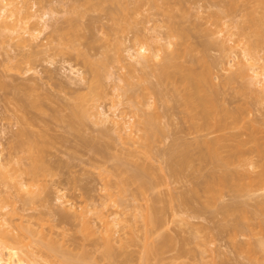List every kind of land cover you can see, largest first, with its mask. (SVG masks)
<instances>
[{"label": "rangeland", "instance_id": "1", "mask_svg": "<svg viewBox=\"0 0 264 264\" xmlns=\"http://www.w3.org/2000/svg\"><path fill=\"white\" fill-rule=\"evenodd\" d=\"M232 1H237L239 11L233 13L224 11L225 6ZM27 2L31 7L30 13H34L35 16L17 22L18 17L15 15L11 22H17V31L8 29L0 35V151L9 164L7 168L10 175L7 179L0 180V204L1 199L5 202V207L0 209V217H2L0 220L4 221L5 226L14 233L21 234L24 242L29 244L27 248L34 252L33 260L36 258L41 264H64L62 253L53 252L55 253L53 254L43 245L44 242L69 249L83 244L84 249L86 247L91 250L96 243L94 240L103 230L97 215L93 212L86 215L91 225L99 229L94 235L87 223L80 218L72 222L61 221L57 210L72 213L74 211L72 206L80 211L87 205L101 208V204L106 202L104 211L113 221V243L117 247L118 257L116 256L117 259L114 261L103 259L97 249L94 252L92 249L95 253L94 257H86L85 261H97L99 264H264V174L260 178H255L256 180L253 179V182L249 180L250 184L248 181L246 183L240 180L242 179L240 176L239 180H235L238 177L234 175L236 177L234 182L238 183V188L233 189L237 186L236 183H232V186H229V183L228 186L224 187V185L223 189L218 190L220 187L217 188L218 185H213L210 180V184L202 183V179L203 181L206 179L201 176H204V173L211 174L208 171L211 170L212 163H207V160L203 163L200 160L197 165L195 160V163L191 162L186 168V164L178 165L173 159L172 163L177 164L180 171H178L180 175H173L175 173H172L170 168L169 162L172 159L170 155L175 156L180 153L182 159L181 153L185 150L183 146L182 152H178L183 145L178 141L188 140L190 143L191 140H195L193 137L197 138L199 135L194 126L196 124L192 125L193 129L191 128L192 121L196 123L198 119L194 121L187 112L182 111L181 100L189 93H186L184 87L189 86L190 90L194 91L197 89V83H199L198 87L200 86L201 82L198 80L204 82L205 79H197L196 84L188 80L183 82L184 78L181 77L174 79L172 81L174 83L181 81L183 85L190 83L180 87L186 94L179 93L182 90L177 92L176 89L175 95L174 83L162 79L160 82V77L159 79L157 77L159 66L157 65L158 68L156 66L163 55L173 49L165 50L166 53L163 49L162 57L150 60L147 65L145 64L147 61L142 62L141 57L136 53L138 47L146 42V45L151 46L150 49L162 47L161 44L165 41L156 42L158 36L178 41V37H171L175 34L171 27L175 21L183 26L180 29L186 27L185 30L189 28L188 30L191 31L192 28L191 32L194 36L189 33V37L193 38L190 39L191 42L195 41L200 46L206 43L205 47H199L201 50L208 46L203 52H193L194 55H202L200 56L202 59L207 57V61L204 62L200 59L204 66L208 64V58L209 61L216 59L220 62V64L216 60L212 62L218 64L217 66L213 64L214 68L210 65L213 68L211 71L213 79H208L209 83L206 79L207 87L209 84L213 87L214 84H221L222 87L218 86L223 88L222 92L219 91L220 95L218 94L222 98L220 102L227 101L225 105L229 109L239 111V113L234 111L239 118L235 117L236 114L233 120L244 126L250 123L248 130L244 129L251 132L254 130H249L252 121L261 130L259 134L264 137V75L261 82L249 79L247 76L229 80L230 75L237 72L241 61L245 60L246 56L242 51L245 47L250 48L252 44L255 48L250 51L254 58L246 61L254 64L253 66L262 74L264 73V39L260 41V37L253 30L256 27L247 20L250 11L254 10L255 13L264 11L260 0H122L121 6L125 8L118 11L115 9V7L119 8L118 1L114 0L16 1L17 5L24 7L25 10ZM12 8L13 6L9 5L6 14ZM218 12L223 18L216 14ZM42 15L47 19L46 24L40 18ZM218 16L221 19L218 18L220 20L217 22ZM70 18L77 19L78 32L91 37L90 40L94 41L93 48L88 47V41L84 38L73 44L67 43L68 35L63 33L71 31ZM39 20L41 22L37 25V30H34L33 24ZM176 25L174 26L178 28ZM240 25L248 26L246 29L248 34H245V30H241ZM195 28L198 29L195 31ZM25 30L28 32L24 33ZM18 32H22L25 41L20 40ZM156 35L158 36L153 39ZM113 41L119 42L115 43L118 48L116 46L114 49V43L110 45ZM254 41L256 44L252 43ZM218 42L220 45L224 42L222 46L225 47L226 44V49L218 47ZM108 47L113 48L110 50ZM60 48H63L62 52ZM85 53L94 60L102 58L105 53L112 55V60L105 65L106 68L99 67V71L100 68L102 69L100 78L92 70L97 63L90 68L86 65L88 63L84 62ZM131 54L137 55L131 56ZM201 62H197L196 64H199L195 66L198 73H202L205 69L202 67L204 68L202 70ZM248 73L251 75L253 71L249 70ZM96 80H100L99 89L102 91V96L93 110L99 111L101 115H87L80 131L70 128L68 121L64 119L57 120V117L71 112L70 107L77 101V96L90 94L91 85ZM203 82L201 85L204 87ZM178 93L183 94L184 97H180ZM32 99H37V103L39 100L41 106L30 107L29 103ZM184 100L183 104L186 101ZM184 109L186 110L185 107ZM105 113L110 116L107 121ZM150 114L155 116L152 121L156 128L159 126L162 130L156 133L155 125L150 126L155 133L152 132V137L148 141L145 137V131L148 132V129L145 130L144 119ZM23 116L32 120L28 128L25 119L21 118ZM186 116L190 118L187 120ZM115 118L121 119L122 127L114 123ZM201 120L205 119H199L197 123ZM236 123L239 129L240 123L239 125ZM22 126L28 131L31 129L30 132L34 134V139L30 143L32 145L25 143L20 147L17 143L18 137L15 133L17 134ZM242 127L240 129L243 130ZM254 133L251 135L254 136ZM60 134L65 135V140H62ZM255 136L252 138L254 142ZM259 136L257 139L261 138ZM247 137L249 138L248 134ZM92 138L99 141L94 142V145L98 143L97 149L96 146L92 149L93 147L91 148L87 143ZM39 142L43 143L41 152L36 145ZM176 144L177 146L180 144L179 148L177 147L178 151L173 148ZM250 144H248L250 147L257 149L256 144ZM259 144L261 143H257V146ZM261 145L263 147L264 143ZM249 146H247L248 150H250ZM260 147L257 149L260 150V155L257 156V151L253 153L254 168L247 165L248 160L245 166H239L244 169L245 172L238 169L243 174L248 169L253 170L254 174L260 173L261 165L264 166V151ZM172 148L178 153L176 151L175 154L172 153ZM29 149L33 152L36 150V153L34 152L32 156L33 152L30 153ZM175 157L177 162L181 161L178 156ZM201 163L210 165L201 169L203 174L200 176ZM35 164L38 173L35 175L36 178H33L27 171L29 166ZM137 166L143 168L146 166L147 169L142 170L143 168L139 167L140 173ZM213 169L211 172L216 173ZM136 170L140 175L144 174L146 179L149 178L151 184H144L145 178L142 180L144 183L133 178ZM214 176L212 175L213 179ZM18 180L24 181L26 186L20 187ZM196 182H200L199 185L202 183L203 187L202 185L196 187ZM208 185L215 186L217 191L213 192L214 189H211L213 194ZM193 187L198 190L197 195L202 193V189L203 194L199 197L190 196ZM208 187L209 191L206 192L204 189ZM178 193L181 196L177 197V200L175 195ZM208 193L213 194L214 197L209 198L211 194ZM172 194L174 199L171 201ZM183 194L184 197H191L188 199V204L179 200ZM59 196L62 198L60 199ZM152 203L161 208L157 214L161 222L153 227V230L147 227L144 217L148 206ZM223 204H231L230 209L234 205L232 209L236 207V210L234 213L233 211L228 213L230 211L227 209L228 206L225 207ZM222 208L227 210L223 211ZM0 227L5 228L3 225ZM150 230L153 233L152 236L150 235L151 238L148 237ZM149 240H156L157 243L167 242L166 244L162 242L163 246L160 243L163 248L158 255L148 253L149 257L146 255L147 245L151 242ZM80 247L78 249H83Z\"/></svg>", "mask_w": 264, "mask_h": 264}, {"label": "bare ground", "instance_id": "2", "mask_svg": "<svg viewBox=\"0 0 264 264\" xmlns=\"http://www.w3.org/2000/svg\"><path fill=\"white\" fill-rule=\"evenodd\" d=\"M16 1L17 0H0V35H3L4 34V32L6 31V30H8V29H10V30H13V31H17V29H16V25H17V22L20 20V21H23L25 18H28V17H30V16H35V14L34 13H30V11H29V9L31 8L29 5H28V2H27V5H26V10L24 9V7H21V6H19V5H17V3H16ZM114 1H118V7L119 8H117V7H115V9H116V11H118L119 9H123V8H125L124 6H121V4H122V0L121 1H119V0H114ZM260 3H261V5H262V7L264 6V0H260ZM9 5H12L13 6V8L10 10V12L8 13V14H6V11H7V8H8V6ZM120 5V6H119ZM226 8V9H225ZM225 8H224V11H226V12H230V13H233V12H238L239 10H238V8H239V4H237V1H232V2H229L226 6H225ZM115 9H113V10H115ZM264 9V7L262 8V10ZM241 10V9H240ZM126 11V10H125ZM224 11H222V12H224ZM254 11V10H253ZM253 11H250L248 14H249V16H248V18H247V20L250 22V23H252V25H253V27H256V28H254L253 30L255 31V34L256 35H258L259 37H260V41H262L263 39H264V37L262 38V36H264L263 34H264V29H263V25H264V11H260V12H258V13H260L261 15H259L257 12V14L255 13V12H253ZM122 12V11H121ZM262 12V13H261ZM117 13V12H116ZM256 15H255V14ZM216 14H219V12L218 13H216ZM15 15H17V22L16 23H13V22H11V19H13V17L15 16ZM220 15V14H219ZM231 15V14H230ZM216 16V15H215ZM221 16V15H220ZM223 16V15H222ZM221 16V18H223ZM118 17H119V15H118ZM42 20H44V24H46L47 23V19H45L44 18V15H42L41 17H40ZM218 18H220L219 16L218 17H216V20H217V22H218V20H220V19H218ZM120 19H121V17H120ZM120 19L118 18L117 19V21H118V23H119V21H120ZM246 20V21H247ZM245 21V22H246ZM41 21L39 20L38 22H36V23H34L33 24V27H34V30H37V28H38V24L40 23ZM173 22V21H172ZM262 22H263V25H262ZM69 23H70V30L71 31H69V32H64L63 34H67L68 35V41H67V43H69V44H73V43H75L77 40H80L81 38H84L85 40H87L88 41V47H90V48H93V46H94V41L93 40H90V38L91 37H88L86 34H82V33H80V32H78V30H77V28H78V24H77V19L76 18H70L69 19ZM176 21L174 22V24L172 23V25L173 26H171L172 27V31H173V33H175V34H173V36H171V37H178V41H174L172 38H168V39H165V37H159L158 35H156L155 37H153V39H155L157 36V38L155 39V40H157L156 42H163V41H165V42H163L161 45H162V47L160 46L158 49L156 48H151L150 49V45L148 46V45H146V43L145 44H141L140 45V47H138V51L136 52V53H138V55L137 54H135V55H137V56H139V57H141L140 59H141V61L142 62H144L145 63V61H147V63H145L146 65L150 62V60H157V59H160L161 57H162V50L164 49V52L166 53L167 51H165V50H168V49H173L172 51L171 50H168V52L165 54V56L163 55V57L159 60L160 62H157V64H156V66L158 65L159 66V70L158 69H156V71H157V77H158V79H159V77H160V82H162V80L163 81H166V82H168V80H170V82L173 84L174 82H172L174 79H178V77H181V78H184V80H182L183 82H185V81H192V82H190V83H193V81H194V83H195V81L197 80V79H205V81L204 82H206L205 84H204V82L201 80H198V82H201L200 83V86L198 87V84L199 83H195L196 84V86H197V89L196 90H190V88H189V86H188V88L187 87H184V85L186 86V84H188V82L186 83V84H182L183 82L181 81V82H179V83H181V85L178 83V82H175V83H177L176 84V86L174 87V85H175V83L173 84V89H174V92H175V90L178 92V91H180V90H182L183 88H181L180 89V87H184V89H186V93L187 92H189V93H185V90L183 91L182 90V92H179V93H183V94H186L187 95V97L185 96V100L184 99H182L181 101V103H182V105H183V112L184 113H186L187 112V114L188 115H190V117H191V119L192 120H199V119H205L204 121H200V123H202V124H200V123H197V121H196V123L195 122H193L192 121V124H191V128H192V125L193 124H196V125H194V126H196V129H197V132H199V135H198V137L197 138H195V137H193L195 140H191V142L190 143H188L189 141L187 140V141H178L179 143H182L183 145L182 146H180V144L177 146V144H176V147L174 146L173 148L174 149H176L177 151H178V148H179V146H180V148L181 147H183V149H185L184 150V152H182V148L181 149H179V151L178 152H182L181 154H183L182 156V159L180 158V153H179V155L178 154H175L176 152L175 151H173V148H172V150H171V152L172 153H174L175 154V156H178L179 158H180V160L181 161H179V162H177L178 160H175L176 159V157L175 156H173V154L170 152V154H172V155H170V157H172V159L170 160V162L169 163H171V165H170V168H171V171H172V173H175V174H173V175H176V176H178V175H180V174H178V166H177V164L179 165V163H181V164H183V165H185L186 164V168L188 167V166H190V163L192 162H194L195 163V160H196V163L195 164H199L200 163V160H202V162L203 161H205V162H207V163H209L210 162V164L212 163V165H210V164H203V163H205V162H203V163H201V165H203V166H201L200 165V168H199V166H197L200 170L203 168V169H205L206 168V166H208V165H210L211 166V170L210 171H208L209 172V174L211 173H213V172H211L212 171V169L213 170H215V172L216 173H213L212 175L214 176V174L217 176V173H218V178L216 177V176H214L215 178V180L213 179V177H212V175L210 174V175H208L207 173H204V176H206V177H204L202 174H203V170H201V172L202 173H200V170H199V174H200V176L202 177V178H205L204 180L206 181H203V179H202V183H207V182H209V180H210V182L214 185L215 184V186H217L218 185V187L217 188H219L220 187V189H218V190H221V188L223 189V186L224 187H226V186H228L227 184H229L230 183V185L229 186H232V183H236V182H234V179L236 178V177H238V179H235V180H239L240 178H242V179H240V180H244L245 182L246 181H248V184H250L251 182H253V179H255V178H257V177H261L263 174H264V166L263 165H261V170L259 171L260 173H256V174H254L253 173V170L251 171V170H247L246 171V173H242L243 171H244V169H242V168H239V166H245V164L247 163V160H248V163H247V165L248 166H252L253 167V165H255L254 164V161H253V158H254V155H253V153H255V151H257V149H259V146H261L260 148H262L263 149V151H264V146L262 147V143H264V137H263V135L261 136L260 134H259V131H261L260 129H258L256 126H255V124L251 121V128H250V126H249V130H253L252 132L251 131H247L248 130V125L250 124V123H248L247 125H241L242 123H240V122H237V120H233L234 119V116L237 114V113H235V112H237L238 110H234L233 108H232V106H231V108L232 109H229V107H227V105H225L226 104V102H223V100H222V102H223V104H221L222 102H220L221 100L220 99H222L219 95V91L220 92H222V89L223 88H220V87H218V86H221V84H214V87L213 86H210V84H209V86L207 87V80L209 79H213V76H212V74H211V71L213 70V68L215 67V66H217L218 64H212V62H215V60L214 61H211V59H210V61H209V58H208V64L207 65H209V67H210V69H209V67L207 66V65H205L204 66V63H202L201 61H205L206 60V58L205 59H202L200 56H202V55H194V53L193 52H195V53H199V52H203V51H205L206 49H207V47H206V49L204 48L205 46H206V43H204V44H201L202 46H204L203 48V50H201V49H199V47H202V46H200V45H198V44H196L197 42H195L194 41V43H193V41L191 42V40L190 39H193V38H191V37H189L190 35L191 36H194L193 35V33L191 32L192 31V28H191V31H189L188 29V31L187 30H185V28L186 27H184L183 29H180V28H182L183 26L179 23H177V25H178V28L177 27H175L174 25H176ZM247 23V22H246ZM176 25V26H177ZM182 26V27H181ZM242 28H241V30L242 31H244V32H246V29H247V27H246V25L243 27V25H240ZM262 26V27H261ZM173 27H175V28H173ZM245 28V29H244ZM198 29V28H197ZM196 28L194 29L195 31L197 30ZM176 30V31H175ZM178 30V31H177ZM199 31V30H198ZM28 32V30H25V32L24 33H27ZM177 32V33H176ZM192 33V34H190L189 35V33ZM244 32H242L243 34H244ZM23 33V34H24ZM29 33H31V34H34L33 32H29ZM18 36H20V40L21 41H25V39H24V37H23V35H22V32H18ZM245 34H248L247 32L245 33ZM197 35V34H196ZM213 39V38H212ZM262 39V40H261ZM90 40V41H89ZM190 40V41H189ZM200 41H201V39H200ZM215 42H216V40H214ZM214 41H212L213 43L212 44H214ZM224 41V40H223ZM114 43V49H115V47L116 48H118V45H116L115 43H119V42H112V43H110V45L111 44H113ZM203 43V42H202ZM227 43V42H226ZM252 43H254V44H256L255 43V41L254 42H252ZM251 43V44H252ZM196 44V45H195ZM200 44V43H199ZM210 44H211V42H210ZM222 44L224 45V42H222L221 43V45L219 44V42H218V47H220L221 49H222V47L223 48H225L226 49V44H225V47L224 46H222ZM109 45V44H108ZM198 45V46H197ZM208 45V44H207ZM216 45V44H215ZM253 45V44H252ZM251 45V47L250 48H248V47H245L244 48V50L242 51L243 52V55H245L246 57H245V60H242L241 61V63L239 64V68L236 70L237 72L236 73H233V75H230V77L229 76H227V77H229V80L230 79H233V78H235V77H238L237 79H239V77L240 78H245L246 76L247 77H249V79L251 78V79H256L258 82H261V81H263V80H261V78H262V75H264V73L262 74L259 70H258V68L257 67H255V66H253L254 64H252V63H248L246 60L248 59V61L251 59V58H254V56L252 55V51H250L251 49L252 50H254V48H255V45H253L252 46ZM112 46V45H111ZM184 46V47H183ZM174 47H176L175 49H174ZM52 48H55V46H52ZM109 48V47H108ZM111 48H113V47H111ZM111 48H109L110 50H111ZM152 49H155V50H152ZM60 50H61V52L63 51V48H60ZM137 50V49H136ZM256 51V50H255ZM163 52V53H164ZM134 54H131V56H133ZM134 55V56H135ZM206 55H207V51H206ZM206 55H204V56H206ZM31 56V55H30ZM104 56V57H103ZM103 56H102V58H99V59H93L92 57H90V55L88 54V53H85L84 54V56H83V60H84V62L86 63H88V64H86L87 66H89L90 68H92L91 67V65L93 66V64L94 63H97V64H94L95 66L92 68V70L94 71V73H97V74H95V75H97V77L99 76V78L101 77L100 76V74L102 73V67H104L105 65H108L109 63L108 62H110V60H112V55H110L109 53H105V55L103 54ZM208 56V55H207ZM33 57V56H32ZM199 57V58H198ZM111 58V59H110ZM200 59H201V61H200ZM140 61V60H139ZM140 61V62H141ZM207 61V60H206ZM221 61V60H220ZM243 61H244V63H243ZM246 61V62H245ZM162 62V63H161ZM197 62H201L202 64V66H201V68L202 67H204V68H202V70H203V72H202V70H200V72H202V73H198L197 72V67H195V66H197L198 64H196ZM209 62H211V64L209 63ZM216 62H218L219 64H220V62L219 61H217L216 60ZM223 62V61H222ZM106 63H108V64H106ZM143 63V64H144ZM247 63V64H246ZM160 64V65H159ZM196 64V65H195ZM231 64V63H230ZM97 65V66H96ZM213 67H211V66ZM233 65V64H232ZM158 66H157V68H158ZM96 67V68H95ZM99 67H101L100 68V71H99ZM200 67V66H199ZM208 67V68H207ZM105 68H106V66H105ZM212 68V69H211ZM104 69V68H103ZM210 70V71H208V70ZM226 69V68H225ZM224 69V70H225ZM207 70V71H206ZM249 70H251V71H253V73L250 75L249 73H248V71ZM210 72V73H209ZM211 74V75H210ZM159 75V76H158ZM235 75V76H234ZM212 76V77H211ZM245 76V77H244ZM162 79V80H161ZM192 79V80H191ZM194 79V80H193ZM207 79V80H206ZM248 79V78H247ZM263 79V78H262ZM209 80H208V83H209ZM213 81V80H212ZM251 81V80H250ZM99 82H100V80L99 81H97L96 80V82L95 83H93L92 85H91V92H89L90 94H88V95H82V96H77L76 98H77V101L75 102V103H73L72 105H71V112L69 113V114H67V115H65V116H59V117H57V120H61V119H64V120H66V121H68V123H69V126H70V128H73V129H75L76 131H80L81 130V126H82V124L84 123V121H85V118H86V116L87 115H101L100 114V112L98 111V112H96V111H94L93 110V108L95 107V105H96V102L98 101V99L102 96V91L99 89ZM202 82H203V85H205L204 87L201 85L202 84ZM211 82V81H210ZM169 83V82H168ZM189 83V84H190ZM179 84V85H178ZM188 84V85H189ZM178 86V87H177ZM196 86H194V87H196ZM222 87V86H221ZM221 90H220V89ZM188 90V91H187ZM177 92H175V95H176V93ZM224 92V91H223ZM178 93V94H179ZM180 95L179 94V96L181 97H184V95ZM219 94V95H218ZM224 95V94H223ZM223 97V96H222ZM226 98V97H225ZM227 99V98H226ZM183 100L185 101V104H183L184 102H183ZM228 101H229V99H227ZM231 101V100H230ZM228 103V102H227ZM40 103H39V100H38V103H37V99H35V100H31L30 101V103H29V106L30 107H34V108H38L39 106H41V105H39ZM229 104H230V102H229ZM24 105L25 106H27V104L26 103H24ZM185 105V106H184ZM229 106V105H228ZM184 107L186 108V110L184 109ZM224 107V108H223ZM226 107V108H225ZM237 107V106H236ZM235 108V107H234ZM238 108V107H237ZM229 109V110H228ZM232 110V111H231ZM230 111H231V113H230ZM235 111V112H234ZM234 114H233V113ZM238 113H239V111H238ZM233 114V115H232ZM184 115H186V114H184ZM241 115V114H240ZM105 120L107 121V120H109V117L110 116H108V114H106L105 113ZM150 117H152V119L150 118ZM153 117H155V116H152L151 114H150V116H147L146 117V119H144V126L146 127L145 128V130L146 129H148V132H147V130L145 131L146 133H145V137H146V139L149 141L150 139H151V137H152V132H154L155 133V131H156V133L158 132V131H160L161 132V128L159 127V126H157V128H156V125H155V123H153L154 121H152L153 120ZM190 117H188L187 118V116H186V118H187V120L190 118ZM235 117H237V118H239V116H238V114H237V116H235ZM23 120H24V122L26 123V125H27V128H28V125L30 126L31 125V123H32V120L29 118V117H26V116H23V117H21ZM231 118V119H230ZM237 118H235V119H237ZM22 120V121H23ZM31 121V122H30ZM62 121V120H61ZM238 121H239V119H238ZM23 122V123H24ZM189 122H191L190 120H189ZM204 122V123H203ZM236 124H238V123H240V125H239V129L242 127L243 128V130L242 129H238V126L237 125H235V123ZM114 123L117 125V126H119L120 125V127H122L121 126V124L123 125V123H121V119L119 120V119H114ZM188 123V122H187ZM146 124V125H145ZM206 124V125H205ZM254 124V125H253ZM155 125V126H154ZM25 126V125H24ZM150 126H154V128H156L155 129V131H153L154 129H153V127H150ZM194 126H193V128H194ZM247 126V127H246ZM252 126H253V128H252ZM236 127V129H234ZM254 127H256V130H255V128ZM190 128V129H191ZM192 128V129H193ZM244 128H246L247 130H245ZM150 129H152L151 130V132H150ZM234 129V130H233ZM238 129V130H237ZM19 130V129H18ZM31 130V129H30ZM30 130L28 131V129H26V128H24L23 126H22V129H20L18 132H17V134L15 133V135H17V137H18V144L20 145V147H22V145H24L25 143H27V144H30V143H32V139H34L33 138V133L32 132H30ZM257 132L256 134H259V135H256L254 132ZM150 132V133H149ZM253 134L254 133V136H255V138H256V140H255V142H254V139H252L254 136L253 135H251V133ZM153 133V134H154ZM45 134V133H44ZM149 134H150V136H149ZM189 134H191V133H189ZM247 134H248V136H249V138L247 137ZM186 135V134H185ZM184 135V136H185ZM245 135H246V137H245ZM250 135H251V137H250ZM55 136H57L56 134H55ZM59 136V135H58ZM253 136V137H252ZM257 136H259V137H261V138H263V140H261V138H259V139H257L258 137ZM60 137L62 138V140H65L64 138H65V135H61L60 134ZM186 137V136H185ZM67 138V137H66ZM83 137H81V139H82ZM98 140H99V138L98 137H96ZM96 138H92V139H90L89 140V142L87 141V143H89V146L92 148L93 146H96L95 148L97 149V144H95L94 145V142L95 141H97V142H99L98 140H96ZM192 138V139H193ZM179 139V138H178ZM183 138H181V140H182ZM191 139V138H190ZM175 140L176 139H174L173 141L175 142ZM186 140V139H185ZM31 141V142H30ZM84 141V140H83ZM263 141V142H262ZM173 142V144L175 145V143ZM251 142H254L253 144L251 143ZM16 143V144H17ZM252 144V145H254V144H256V148L257 149H253L252 147H250L248 144ZM257 143H261V144H259L258 146H257ZM43 143L41 142V144H40V142H39V144H37L36 143V145L38 146V148L40 149V152L42 151V147H41V145H42ZM172 144V145H173ZM250 144V145H251ZM19 145H16V146H19ZM30 145H32V144H30ZM109 145V144H108ZM249 146L250 147V150H248L247 149V146ZM15 146V147H16ZM20 147H18V148H20ZM178 147V148H177ZM203 147V148H202ZM17 148V147H16ZM31 148V147H30ZM92 149H94V147L92 148ZM171 149V148H170ZM261 149V150H262ZM31 149H29V151H30ZM34 150V149H33ZM169 150V149H168ZM95 151H98V150H95ZM259 151L260 150H258L257 151V156L258 155H260L259 154ZM33 151L31 150V152L30 153H32ZM34 152L36 153V150H34ZM32 153V156H33V154H35V153ZM177 152V153H178ZM264 156V155H263ZM170 157H169V159H170ZM175 157V158H174ZM177 157V159H179ZM23 159H24V157H22ZM31 158V157H30ZM193 158V159H192ZM211 158V159H210ZM174 159V160H173ZM209 159V160H208ZM172 160L173 161H175V163H177V164H175L174 162L172 163ZM207 160V161H206ZM16 161V160H15ZM23 160H21V162H22ZM199 161V162H198ZM21 162H19V163H21ZM51 164V163H50ZM7 165H9L5 160H4V158H3V155H2V152L0 151V180H2V179H7V177L8 176H10L9 175V169L7 168L8 166ZM52 165V164H51ZM32 166V165H31ZM53 166V165H52ZM151 166V165H150ZM205 166V167H204ZM263 166V167H262ZM140 167V166H139ZM138 166H137V168L138 169H142L143 167L141 166L140 168H139ZM255 167H257V166H255ZM9 168H10V166H9ZM19 169H20V166L18 167ZM28 168H29V170H28ZM28 168H25V170L27 169L28 171V174L30 175H32L33 176V178H36L35 177V175L38 173V168H37V166H36V164L35 165H33L32 167H28ZM53 168H54V166H53ZM145 168L147 169V167L145 166L142 170H145ZM149 168V167H148ZM152 168V167H151ZM166 168H167V165H166ZM198 168H196V170L198 169ZM254 168V167H253ZM252 168V169H253ZM263 168V169H262ZM141 169H140V173H141ZM238 169H241L242 170V172H241V170H238ZM12 170V169H11ZM11 170H10V174H11ZM23 169H22V166H21V171H22ZM198 171V170H197ZM23 172V171H22ZM137 173V170H136V172H135V176L133 177V178H135L136 180H139V181H141V183H144V184H147L148 185V183L149 184H151L150 183V179L149 178H145L144 177V174H141L140 175V173ZM180 172V171H179ZM241 172V173H240ZM245 172V171H244ZM169 173V172H168ZM243 176H242V175ZM173 175H171V176H173ZM234 175L236 176V177H234ZM258 175V176H257ZM176 176H174L175 178H176ZM208 176V177H207ZM210 176V177H209ZM239 176H240V178H239ZM180 177V176H179ZM178 177V178H179ZM245 179H244V178ZM2 178V179H1ZM144 178H145V181L143 182L142 180H144ZM208 178V179H207ZM211 178V179H210ZM230 178H232V179H230ZM249 178V179H248ZM149 179V180H148ZM199 179V178H198ZM230 179V181H228ZM200 180V179H199ZM212 180V181H211ZM217 180L219 181V182H217ZM232 180V181H231ZM251 182H250V181ZM256 180V179H255ZM254 180V181H255ZM149 181V182H148ZM213 181H215V182H217V183H215V182H213ZM18 182H19V184H21V186L20 187H23V186H26V183L24 182V181H19L18 180ZM201 182V181H200ZM200 182H196L195 184H196V187L197 186H200V185H202V187H203V184L201 183L200 185L198 184V183H200ZM210 182H209V184H210ZM250 182V183H249ZM220 185H219V184ZM247 183V182H246ZM18 184V183H17ZM18 184V185H19ZM142 185V186H146V185ZM217 184V185H216ZM223 184V185H222ZM205 185V184H204ZM221 185H222V187H221ZM234 185V184H233ZM236 185L237 186H235L233 189H235V188H238V183H236ZM209 187H210V189H209V187L207 188V189H204L206 192H207V190L209 189L211 192H212V190L211 189H214V191L213 192H215V191H217L216 190V188H215V186L214 187H212V185H208ZM19 187V186H18ZM20 187H19V189H20ZM147 187V186H146ZM149 187V186H148ZM205 187H207V186H205ZM195 187H193V189H192V192H191V195L190 196H192V195H197L198 194V190H196V189H194ZM18 189V188H17ZM28 190V189H27ZM208 190V191H209ZM22 191V190H21ZM31 193H33V191H30ZM205 192V193H206ZM212 192V193H213ZM180 193H178V195H175V197H176V199H177V197H179V196H181V194L179 195ZM201 194H203V189H202V193H199V195L201 196ZM208 194H211V193H208ZM207 194V196H209ZM214 194V193H213ZM213 194H211V197L209 196V198H213L214 196H213ZM173 195V197L171 198V201L174 199V194H172ZM199 195H197L198 197H199ZM183 197H184V194L182 195ZM213 196V197H212ZM181 198V199H179V200H182V202L184 201V203L186 204L187 202L189 203V200L188 199H190L191 197H187V196H185L184 198ZM59 198H60V196H59ZM61 198H62V196H61ZM60 198V199H61ZM180 198V197H179ZM154 199V201L157 199V197H156V199L155 198H153ZM184 199V200H183ZM187 199V200H186ZM158 200L160 201V199L158 198ZM178 200V199H177ZM1 201H2V203L0 204V209H3L4 207H5V202H4V200H2L1 199ZM156 202H157V200H156ZM180 202V201H179ZM182 202H180V203H182ZM191 202V201H190ZM155 203V202H154ZM154 203H152V205L150 204L149 206H148V209H147V212L145 213V215H144V217H145V220H146V225H147V227L148 228H150L151 230H153L154 228L153 227H155V226H157L161 221H160V219H159V217H158V212H160L161 211V208L160 207H158L156 204H154ZM184 203H182V204H184ZM187 203V204H188ZM153 204L155 205V206H153ZM225 205V207H227V209H228V213H231L232 211H233V213H234V211L236 210V207H235V209L233 210L232 208H234V205H232L231 206V209H230V205L229 204H223V206ZM103 206V207H102ZM105 206H106V202H103L102 204H101V208H100V206H93V207H89L88 205L87 206H84L82 209H80V211H78V210H76V208H74L73 206H72V208H73V212L71 213V212H68V211H64V210H57V214L59 215V217H60V220L61 221H69V222H72V221H74V220H76V219H82V220H84L86 223H87V225H88V228H90L91 229V231H92V233L95 235V234H97L98 233V231H99V229H97L96 227H93L92 225H91V222L90 221H88L87 219H86V215H87V213H94V214H96L97 215V218L99 219V221L101 222V224H102V227H103V230L102 231H100V235H98V238L96 239V240H94V242H96L95 244H94V246H92V249H93V252L94 251H96V249H97V251H99L101 254H100V256H102V258L103 259H105V258H108L110 261H114V260H116L117 259V247L115 246V244L113 243V233H112V231H113V229H112V226H113V221L109 218V215L104 211V208H105ZM157 206V207H156ZM222 206V207H223ZM158 208H159V210H158ZM219 209H221L220 207H219ZM227 209H225V208H222V210L223 211H226ZM224 213V212H223ZM225 213H227V212H225ZM232 213V214H233ZM0 215H1V213H0ZM229 215V214H228ZM231 215V214H230ZM2 217H0V219H1ZM6 220V219H5ZM0 225H3V227H5L4 229L3 228H1L0 227V264H41L39 261H38V259H34L33 260V251L32 250H30V249H28L27 247H29V244L28 243H25L24 241V239L23 238H21V234H17V233H14L11 229H9L7 226H5V223H4V221H2V220H0ZM236 225H238L237 224V222H236ZM234 226V228H236L235 227V224L233 225ZM239 226V225H238ZM225 226H223V228H224ZM153 228V229H152ZM226 228V227H225ZM233 228V229H234ZM150 230V231H151ZM152 231L149 233V238H151V236H152ZM151 235V236H150ZM169 238V237H168ZM154 240V239H153ZM153 240H149V241H151L150 243H148V245H147V249H146V252H147V254L146 255H148V253H157V255H158V253H160L159 251H161V249L163 248L162 246L164 245V244H166V242L167 241H162V242H156V240L155 241H153ZM164 240V239H163ZM166 240V239H165ZM153 241V242H152ZM162 244V246H161V244ZM92 244V243H91ZM160 244V245H159ZM260 244V243H259ZM43 245H45L52 253L53 252H56V253H62V255H61V258H62V260H63V263L64 264H99V262H89V261H85L84 260V258H86V257H94V255L93 254H95V253H93L92 252V249L90 250L89 248L88 249H86V247H85V249L83 248L84 247V245L83 244H81L80 246L83 248V249H78V247H80L79 246V244H78V246H77V250L74 248V249H69V247H66V248H63V247H61V246H58L57 244L55 245L54 243H45L44 242V244ZM95 245L97 246V247H95ZM80 247V248H81ZM93 247H95V248H93ZM122 247H123V245H122ZM74 250H76L75 252H74ZM79 250H81L80 252H79ZM53 254H55V253H53ZM152 255H154V254H152ZM117 256V257H116ZM149 256V255H148ZM150 257V256H149ZM149 257H146V258H149ZM29 258V259H28ZM127 259H128V256L126 257ZM33 260V261H32ZM126 260V259H125ZM30 262H32V263H30ZM126 262V261H125Z\"/></svg>", "mask_w": 264, "mask_h": 264}]
</instances>
